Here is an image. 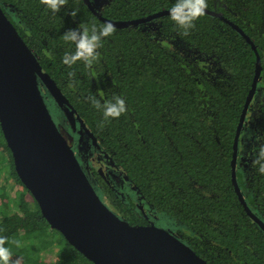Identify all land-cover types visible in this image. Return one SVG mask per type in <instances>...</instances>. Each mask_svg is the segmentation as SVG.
Wrapping results in <instances>:
<instances>
[{
    "label": "trees",
    "instance_id": "obj_1",
    "mask_svg": "<svg viewBox=\"0 0 264 264\" xmlns=\"http://www.w3.org/2000/svg\"><path fill=\"white\" fill-rule=\"evenodd\" d=\"M90 1L102 17L115 21L140 19L176 2ZM0 4L45 74L68 99L77 125L83 120L93 134L94 156L100 155L104 166L173 217L179 239L208 264H264V174L254 164L264 146V0H208L207 9L222 17L206 11L186 35L169 14L114 25L115 33L104 38L92 68L83 61L70 68L63 63L64 55L75 51L74 44L64 41V32L106 23L84 0H67L55 13L40 0ZM257 53L261 70L238 138L236 161L240 191L256 218L238 196L231 163ZM69 72L75 73L74 86ZM90 96L102 104L121 96L128 110L105 121L103 109L93 107ZM68 131L76 142L78 132L72 126ZM91 170L94 189L115 214L131 224H150L134 199L121 195L111 175L94 166ZM0 237L20 242V249L11 251L12 260L20 258L21 264H94L42 216L15 170L1 126ZM54 248L55 256H45Z\"/></svg>",
    "mask_w": 264,
    "mask_h": 264
},
{
    "label": "water",
    "instance_id": "obj_2",
    "mask_svg": "<svg viewBox=\"0 0 264 264\" xmlns=\"http://www.w3.org/2000/svg\"><path fill=\"white\" fill-rule=\"evenodd\" d=\"M84 1L102 20L118 27L169 14L170 10L140 19L115 21L102 17L90 0ZM206 11L222 17L220 13ZM244 36L255 48L250 38ZM260 70L257 53L256 73L237 127L231 163L235 189L248 213L254 217L237 182L236 161L238 138ZM39 80L54 103L65 107L70 123L77 124L68 99L45 74L0 4V126L16 172L50 226L60 231L94 264H208L170 231L151 224H131L103 202L80 165L74 148L56 125ZM79 122L80 130L93 137L84 121Z\"/></svg>",
    "mask_w": 264,
    "mask_h": 264
},
{
    "label": "clouds",
    "instance_id": "obj_3",
    "mask_svg": "<svg viewBox=\"0 0 264 264\" xmlns=\"http://www.w3.org/2000/svg\"><path fill=\"white\" fill-rule=\"evenodd\" d=\"M41 4L47 6L54 13L59 12L60 9L67 4V0H40ZM208 8V0H176L174 5L169 10V15L172 21L184 29L186 35L188 30L195 27V21L206 14ZM71 15L75 17L77 10H73ZM116 31L114 24L106 22L97 27L93 24L90 28L85 25H79L77 28H70L63 34L65 42L75 45V51L66 53L63 57V63L69 68L78 61H83L88 68H92L93 64L100 59L98 49L103 47V40L112 36ZM74 72H69L70 79L74 77ZM94 75V74H93ZM102 95V94H101ZM90 103L96 109H103L104 120L109 118L118 119L122 114L127 112V105L124 98L121 96H114L113 100L105 101L103 104L101 100L95 96L88 97ZM104 126L102 121L99 125ZM264 146L259 150V157L254 161V164H259L260 173L264 174ZM8 242L7 237H0V264H21L20 258L15 261L12 260V252L5 244ZM17 247H20L19 241H14Z\"/></svg>",
    "mask_w": 264,
    "mask_h": 264
},
{
    "label": "rangeland",
    "instance_id": "obj_4",
    "mask_svg": "<svg viewBox=\"0 0 264 264\" xmlns=\"http://www.w3.org/2000/svg\"><path fill=\"white\" fill-rule=\"evenodd\" d=\"M39 85H40L41 91L44 95L45 102H46L50 112L52 113L53 118L55 119L54 120L55 123L57 124L59 130L63 133V135L67 139L68 143L73 145L75 143V138L70 134V132L68 131V128H69V126H72L73 128L75 127L77 130H79L80 127L77 124L70 123V118H69V116L65 110V107H59L56 103H54L52 96L48 93L46 87L44 86V84L41 81L39 82ZM53 109L56 110V112L54 111V113H56V114L53 113ZM80 133H81V136H80V138H78V139H81L79 142V148L77 146L75 147V145H74V152H75V155H76L80 165H81L80 155L83 154L82 155V157L84 159L83 162L86 165V167L89 169L88 170V175L90 176L89 178L92 180L94 179V176H93L94 174L91 170V168H93V166L95 167V169H97V171L103 173V175H105L107 177H109L111 175L113 177V179L116 180V185L118 186V189L121 192V195L123 197H126V198L132 197L134 199L133 201L136 204L137 210L140 212L142 211L141 213L146 218H148L151 225L166 229V230L170 231L172 234H174L176 237L181 238V235L178 234L174 230V226L176 225L177 222L175 221V219L173 217H171L168 214L154 208L144 198V196L140 193V191L136 187H134V185H130L128 181H126L122 177L114 174L115 170H113L112 168H109L108 166H104L103 159H99L97 155L96 156L93 155V158H91L92 156H89L90 152H89L88 145L86 143H88L89 145L92 146L93 141L90 138L89 139H87L86 137L82 138V133H83L82 129H81ZM78 152L80 153V155ZM91 159H92V161H91ZM13 202L14 201L11 199L10 205L16 207V205H13ZM184 229L186 231H188L189 234H191V235L194 234V232L190 228L184 227ZM14 241H16V240H13L12 242H9L7 244H8V248L10 250L15 251L16 248L20 249V247H17V245L14 243ZM56 251H57V249L54 248V249L49 250L47 252V254H45L46 251L43 252V255L44 254H45V256L47 255L51 259V257L55 256Z\"/></svg>",
    "mask_w": 264,
    "mask_h": 264
},
{
    "label": "flooded vegetation",
    "instance_id": "obj_5",
    "mask_svg": "<svg viewBox=\"0 0 264 264\" xmlns=\"http://www.w3.org/2000/svg\"><path fill=\"white\" fill-rule=\"evenodd\" d=\"M41 82H42V81H41ZM52 98H53V97H52ZM54 120H55V119H54ZM56 125H57V124H56ZM72 128H73V127H72ZM73 129H74L76 132H78V134L81 136V133H80L81 130H80V129L77 130L75 127H74ZM82 130H83V129H82ZM83 135H84V136H83ZM80 136H78V138H80ZM85 137H86L87 139H89V138L91 139V136H89V135L83 130L82 138H85ZM78 138H77V141H76L73 145L70 144L73 148H74V145H75V147L77 146V147L79 148V142H80L81 139H78ZM86 144L88 145V148H89V152H90L89 156H93V155L95 154V151H97L96 148L94 149V145H93L94 143H93V144L91 143L92 146L89 145L88 143H86ZM77 151H78V150H77ZM78 153H79V152H78ZM79 155H80V153H79ZM82 155H83V154L80 155V158H81L80 161H81V165L83 166V163H84L83 161H84V159H83ZM98 158L101 159L102 157H101L100 155H98ZM83 168L85 169V171H86V173H87V172H88L87 170H89V169L86 167V165H84ZM86 169H87V170H86ZM87 175H88V173H87ZM88 177H90V176L88 175Z\"/></svg>",
    "mask_w": 264,
    "mask_h": 264
},
{
    "label": "bare ground",
    "instance_id": "obj_6",
    "mask_svg": "<svg viewBox=\"0 0 264 264\" xmlns=\"http://www.w3.org/2000/svg\"><path fill=\"white\" fill-rule=\"evenodd\" d=\"M69 119V118H68ZM82 149V148H81Z\"/></svg>",
    "mask_w": 264,
    "mask_h": 264
}]
</instances>
